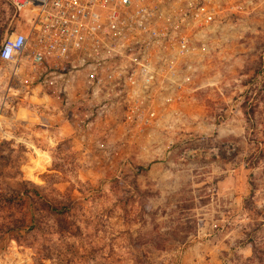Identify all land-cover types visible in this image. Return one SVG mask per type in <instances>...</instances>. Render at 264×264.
<instances>
[{
    "label": "rangeland",
    "instance_id": "374dc122",
    "mask_svg": "<svg viewBox=\"0 0 264 264\" xmlns=\"http://www.w3.org/2000/svg\"><path fill=\"white\" fill-rule=\"evenodd\" d=\"M241 1L172 130L0 63V264H264V0Z\"/></svg>",
    "mask_w": 264,
    "mask_h": 264
},
{
    "label": "built area",
    "instance_id": "2783aa9c",
    "mask_svg": "<svg viewBox=\"0 0 264 264\" xmlns=\"http://www.w3.org/2000/svg\"><path fill=\"white\" fill-rule=\"evenodd\" d=\"M3 2L11 19L0 63L10 82L67 96L83 88L91 104L120 107L136 131L174 129L169 121L197 91L216 18L243 8L241 0Z\"/></svg>",
    "mask_w": 264,
    "mask_h": 264
}]
</instances>
